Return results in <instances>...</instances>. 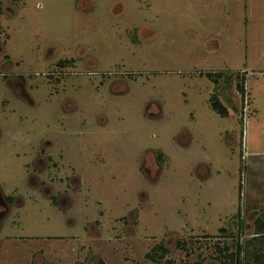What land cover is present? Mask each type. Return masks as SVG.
Listing matches in <instances>:
<instances>
[{
  "label": "rangeland",
  "instance_id": "374dc122",
  "mask_svg": "<svg viewBox=\"0 0 264 264\" xmlns=\"http://www.w3.org/2000/svg\"><path fill=\"white\" fill-rule=\"evenodd\" d=\"M0 135V264L235 253L264 216V0H0Z\"/></svg>",
  "mask_w": 264,
  "mask_h": 264
},
{
  "label": "trees",
  "instance_id": "16d2710c",
  "mask_svg": "<svg viewBox=\"0 0 264 264\" xmlns=\"http://www.w3.org/2000/svg\"><path fill=\"white\" fill-rule=\"evenodd\" d=\"M239 91L244 93V88L239 86ZM213 110L222 117H228L229 112L227 108L222 104L220 99L214 95L212 102ZM240 232H242V224H240ZM255 235L250 240H246L245 234L242 237V242H238L235 253H228L229 249L220 248L216 246L217 258L214 257V261L210 264H264V216L256 221ZM229 232L223 230V234L226 235ZM185 242L180 245V248L185 249ZM225 250V251H224ZM161 261L165 260L169 256V251L166 247L161 246L159 248ZM152 260L155 257L150 258ZM159 261V260H158ZM165 264H174L172 260H167ZM196 264H204L203 261H198Z\"/></svg>",
  "mask_w": 264,
  "mask_h": 264
},
{
  "label": "flooded vegetation",
  "instance_id": "af4514ba",
  "mask_svg": "<svg viewBox=\"0 0 264 264\" xmlns=\"http://www.w3.org/2000/svg\"><path fill=\"white\" fill-rule=\"evenodd\" d=\"M0 137H1V135H0ZM0 197H1V199H2V203H1V201H0V206L3 205V198L5 199V200H4V204H5V202H8L9 199H10V198H7V200H8V201H7L6 198H5L4 196H1V192H0ZM6 204H7L8 206L10 205V203H6ZM6 204H5V205H6Z\"/></svg>",
  "mask_w": 264,
  "mask_h": 264
},
{
  "label": "crops",
  "instance_id": "0c3cea01",
  "mask_svg": "<svg viewBox=\"0 0 264 264\" xmlns=\"http://www.w3.org/2000/svg\"><path fill=\"white\" fill-rule=\"evenodd\" d=\"M221 101V100H220Z\"/></svg>",
  "mask_w": 264,
  "mask_h": 264
}]
</instances>
